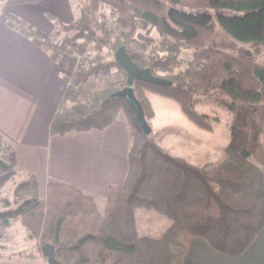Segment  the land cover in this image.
<instances>
[{
  "label": "trees",
  "instance_id": "trees-1",
  "mask_svg": "<svg viewBox=\"0 0 264 264\" xmlns=\"http://www.w3.org/2000/svg\"><path fill=\"white\" fill-rule=\"evenodd\" d=\"M40 1L0 0V12ZM76 1L78 19L58 22L56 33L66 34L65 46L76 43L94 56L77 94L61 102L50 134L103 130L122 111L132 136L127 176L122 186L110 188L100 213L91 196L70 185L49 184L41 199L36 179L27 175L11 195H0V236L19 219L31 237L53 247L58 264H175L194 237L218 252L241 256L264 228V66L255 61L264 45V0ZM106 11L114 24L102 25ZM141 24L156 31V42L138 30ZM114 25L125 30L115 33ZM120 46L138 49L131 55L138 67L171 82L133 83L146 123L154 116L147 92L175 100L207 131L213 128L208 115L195 109L200 97H213L232 113L223 161L190 164L166 153L155 134H145L129 99L120 95L127 87L126 74L113 59ZM181 48L194 49L197 61L204 52L198 69H179ZM147 51L146 57L140 53ZM113 68L122 80L92 91L94 75ZM16 164L13 146L0 134V176ZM137 209L171 224L159 237L139 236Z\"/></svg>",
  "mask_w": 264,
  "mask_h": 264
},
{
  "label": "crops",
  "instance_id": "crops-1",
  "mask_svg": "<svg viewBox=\"0 0 264 264\" xmlns=\"http://www.w3.org/2000/svg\"><path fill=\"white\" fill-rule=\"evenodd\" d=\"M78 17L76 0H41L36 4L13 5L6 13L0 12V134L13 146L17 161L12 172L0 176V195L3 189L11 185L13 178L19 182L31 175L37 181L41 196L49 184L70 185L91 196L97 210L103 213L108 191L112 187L122 186L128 172L132 136L124 113L118 112L115 120L103 130L68 132L62 136L50 134V123L61 102L68 97L65 95V84L69 65L53 50L63 37V33H56V27L58 22L67 25ZM38 37H45L46 42H37ZM104 76V80L110 82H119L123 78V74L115 68L108 74L104 73ZM146 97L154 112L147 123L148 135L154 133L159 146L169 155L192 164L187 160L190 157L191 139H185L184 128L175 123L158 124L153 100L159 106L163 105L169 117L176 118L180 125L185 124V115L176 107L167 106L168 103L156 99L162 96L154 92H147ZM187 122L189 133L190 121ZM164 128L169 129L172 136L167 145L171 149L169 152L160 142V133ZM177 133L182 134L181 137H173ZM262 171L264 173V168ZM151 214H142V225H145L142 231L158 230L160 226L163 228L158 234L141 236L157 237L170 226L167 218L153 217L156 214ZM134 216L138 232H141L142 225L138 223L135 212ZM151 220L156 224L148 225ZM19 224L18 220H12L8 230H17L18 239L23 240V244L30 247L37 245L35 240L25 236ZM9 244L15 248L12 253L0 254V260H35L37 264H48L46 249L53 252L51 245L44 244L38 251L35 250L37 255L33 259L28 253L17 252L20 245H16V241L12 240ZM179 255L176 264H264V228L254 244L241 256L218 252L202 237L192 238Z\"/></svg>",
  "mask_w": 264,
  "mask_h": 264
},
{
  "label": "rangeland",
  "instance_id": "rangeland-1",
  "mask_svg": "<svg viewBox=\"0 0 264 264\" xmlns=\"http://www.w3.org/2000/svg\"><path fill=\"white\" fill-rule=\"evenodd\" d=\"M111 18H112V16H111ZM111 18H110V15H109V11H106L105 17H102V19H101L102 25H105L104 22H106V24L112 23L113 19H111ZM107 22H110V23H107ZM113 24H114V22H113ZM114 28L116 30V31L113 30L115 33H120L122 31H124L123 29H121V27H119L117 25H114L113 29ZM138 30L139 31L146 30L147 35L150 38V40H152L154 42H156L158 40V34L156 33V31L152 27L145 26V25L141 24L139 26ZM65 37H66V34L63 33V37H61L58 40V42L56 43V46H59L61 43L66 44L64 42L65 41ZM128 49H130V51H132L131 55L136 54L137 52L139 53V50L135 49V47L128 48ZM194 52H195L194 49H187V48H181L180 49V51L178 53V56H177V59L180 62V66H179L180 70H188V69L191 68V65L195 69L199 68L201 61H203L205 59V54H204L203 51H201L199 53V61L201 60L200 63H199V61H197V59L194 60ZM140 53H142L143 56L146 57L149 52L147 51V52H144V53L143 52H140ZM92 54L94 55L93 51H92ZM258 60H259V64H261V65L264 64V52L262 53V48H261L260 54L258 56H256V59H255L257 64H258ZM65 63H67L69 65L68 62H65ZM89 63H88V65H89ZM88 65H87V67H88ZM82 79H83V77H82ZM107 81H108V83H112L108 79H107ZM98 83H99V86H100L101 85L100 84L101 81H99ZM156 99H161L160 101L168 103L167 106L171 105L173 107H176L178 109V111L180 113H182L179 104L175 100L167 98V97H163V96H162V98L158 97ZM153 102H154V106H155V108L157 110V114H158L157 122H158L159 125H163L166 122L175 123V125H178L181 128L182 127L184 128L185 139L186 138L191 139V147H190V151H189L190 157L187 158V160L189 162H191L192 164H202V165H204V164L213 163L211 165H216V164H218V163H220L221 161L224 160V157H225L224 150H225V148L228 146V144L230 142V134H229L228 126H229L230 121L232 120L233 115H232V113L230 111L218 106L217 102H215L213 97L212 98L211 97L210 98H208V97H200V99L198 100V103L195 105V109L198 112L205 113V114L208 115V122L213 127L212 131H207V130H204V129H201V128L197 127L186 116H183V118L185 120V124L184 125L183 124L180 125L179 121L176 118L175 119H171L169 117V114H168V112L165 111V107L163 105L159 106L156 100H153ZM256 117H257V119H259L260 113L256 114ZM187 121H190L191 132H189V133L187 132V127H188V124H187L188 122ZM178 126H176V127H178ZM176 130L179 131L178 129H176ZM181 135L182 134L177 133L173 137L178 138V137H181ZM170 137L172 138V136L170 135V130L169 129H165V128L162 129V131L160 133V142L162 143V145L164 146V148L168 152L171 151V149L167 146L169 144ZM172 152H173V150H172ZM201 162H204V163H201ZM202 165H199V166H202ZM8 173H10V172H8ZM15 180H16V178L15 179L13 178L12 181L10 182L11 185L7 187V189L9 191L7 189H3V194L1 196L6 197V196L11 195L15 184L18 182V181L15 182ZM38 192H39V190H38ZM39 196L41 197V199H45L46 198V192L42 196L39 193ZM145 212L152 213L151 215H155L156 214V216H153V217H163V216H161V215H159V214H157V213H155L153 211H148V210H145V209L135 210L136 219H137L138 223L141 224V225L143 224L141 216ZM140 213H142V214H140ZM157 215H159V216H157ZM15 220L19 221V219H15ZM19 223H20L19 225H20L22 231L26 234V235L23 234L22 236L25 235L27 238L35 240L37 245H34V246L30 247L28 245L23 244L22 242H24V241L18 239V231L16 230L15 232L14 231L12 232V230H8V228H9L8 227L6 229V231H5V233L2 236H0V254L7 255L9 253H12V250L15 247H13L9 243L13 240V241H16V245H20V250H18L17 252H21L22 254L28 253V254H30L29 255L30 258L34 259V257L37 255L36 251H38L39 248L43 244L38 239L31 237L29 232L27 231V229L22 225V223L20 221H19ZM152 223L156 224V221L151 220L150 224H148V225L152 226ZM170 224H171V222H170ZM144 228H145V225H142V227L140 229L141 232H138V226H137V233L139 234V236H141L142 234H154V235L158 234V232H160L162 230L163 226H160L158 228V230H153V231L152 230L142 231V230H144ZM144 232H148V233H144ZM159 236H157V237H159ZM27 238H25V239H27ZM17 248H18V246H16V250H17ZM0 262L2 264H37L35 262V260L18 262V261H15V260L11 261L10 259H7V258H2L0 260ZM175 264H176V262H175Z\"/></svg>",
  "mask_w": 264,
  "mask_h": 264
},
{
  "label": "water",
  "instance_id": "water-1",
  "mask_svg": "<svg viewBox=\"0 0 264 264\" xmlns=\"http://www.w3.org/2000/svg\"><path fill=\"white\" fill-rule=\"evenodd\" d=\"M113 59L114 62L120 67V69L126 74L127 87L122 92H120V95H123L129 99L136 112V116L140 123V126L142 127L145 134L148 135V125L144 120L140 104L134 98L132 85L135 81H142L159 87H167L170 86L171 82L163 78L154 76L148 68L138 67V65L128 54L125 46H120L116 49L113 54ZM46 255L48 257V264H58L54 260L53 252L50 249H46Z\"/></svg>",
  "mask_w": 264,
  "mask_h": 264
},
{
  "label": "built area",
  "instance_id": "built-area-1",
  "mask_svg": "<svg viewBox=\"0 0 264 264\" xmlns=\"http://www.w3.org/2000/svg\"><path fill=\"white\" fill-rule=\"evenodd\" d=\"M121 29L125 30V28L123 27H121ZM113 30L116 31L115 28ZM36 41L44 44L46 42V38L38 37L36 38ZM53 50L64 62L69 63L70 67L66 75L65 95L68 97H73L77 94L87 65L93 59L94 55L92 54V51H90V49H87L85 51L79 50L76 43H73L70 46H65L64 43H61L59 46L53 47ZM127 51L129 55L132 54V51H130V49H127ZM104 78V72L102 71L94 75L92 91L100 88H105L109 85L108 81L104 80ZM99 81H101L100 86L98 85ZM88 99L89 98H87L86 101H88Z\"/></svg>",
  "mask_w": 264,
  "mask_h": 264
}]
</instances>
